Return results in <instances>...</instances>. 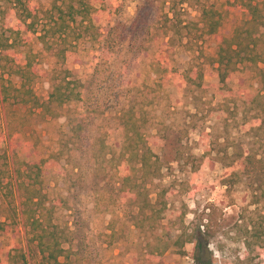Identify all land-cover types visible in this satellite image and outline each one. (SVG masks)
I'll return each mask as SVG.
<instances>
[{"label":"rangeland","instance_id":"374dc122","mask_svg":"<svg viewBox=\"0 0 264 264\" xmlns=\"http://www.w3.org/2000/svg\"><path fill=\"white\" fill-rule=\"evenodd\" d=\"M32 1L40 10L50 5V0ZM97 1L95 9L101 7ZM164 1L167 0H103L106 10L97 18L98 24L103 32L113 29V39L119 43L118 53L113 56L118 77V85L113 89L114 96L118 95L114 101L117 106L113 111L95 118L92 123L82 122L77 114L79 105L71 103L59 109L57 117L25 128V134L29 135L26 141L16 134L9 139L0 133V151L18 153L30 164L46 161L49 168L42 171L41 180L48 205L55 208L54 223L64 231L68 227L73 231L74 240L89 254L87 264H196L192 244H185L182 250L170 247L164 255L160 253L178 239L184 241L193 231L196 217L207 214L208 209L215 210L219 228L206 252H202L211 256L212 264H264L263 256L249 261L242 234L236 226L249 230L254 226L258 228L260 218L264 217V206L257 209L258 213L252 206L246 208L249 193L242 184L229 189L228 195L224 187L217 185L223 172L218 159L224 156L225 148L232 141L242 140L244 145H251L260 152V143L246 138L241 120L246 109L240 102L247 100V94L253 96L258 91L257 83L250 72L244 70L228 83L234 96L224 101L215 72L204 65L208 72L203 79V92L191 95L178 89L173 93L160 91L154 67L150 66L159 54L167 56L170 65L179 71L185 70L192 60V55L180 47L171 50L165 47L166 40L158 30ZM223 2L209 1L217 7ZM182 9H185L184 19L191 21L198 17L193 7L183 6ZM222 9L226 12L218 38L229 37L242 19L238 9ZM10 23L15 25L14 20ZM24 36L30 39L38 73L42 74L33 91L46 100L55 60L43 50L38 35ZM216 45L215 37L206 38L201 44L203 54L212 57ZM75 53L68 57L65 68L72 73L73 79L83 84L81 93L84 96L98 54L88 39L77 44ZM12 83L17 85L18 80L12 78ZM222 105L225 107L220 108ZM130 107L134 108L140 133L156 137L149 140L148 145L162 169L160 177L146 185L149 200H155L158 185H171L174 191L162 220L155 226L146 222L140 227L134 226V199L137 198H133V193H129V199L125 198L126 191L121 189L123 177L136 169L121 157L124 130L118 115ZM5 116L11 128L19 126L10 111ZM188 157L195 158L200 167L195 174L182 171L181 159ZM9 166H12L10 161ZM0 168H4L1 160ZM7 170L11 175L12 167ZM128 184L129 188L133 185ZM226 201L231 203L228 207L223 203ZM25 244L23 234L17 235L10 230L7 234L0 233V261L5 263L10 249L24 248Z\"/></svg>","mask_w":264,"mask_h":264},{"label":"trees","instance_id":"16d2710c","mask_svg":"<svg viewBox=\"0 0 264 264\" xmlns=\"http://www.w3.org/2000/svg\"><path fill=\"white\" fill-rule=\"evenodd\" d=\"M99 1L101 7L95 9L97 0H50L49 8L40 10L32 4V0H0L2 136L6 134L11 139L16 134L26 141L29 135L25 134V128L32 123L57 117L58 110L71 103L79 105L78 117L82 122L89 123L116 108L114 101L118 95L114 96L113 89L118 85V77L116 78L115 73L116 58L113 56L118 53L119 43L113 39V29L103 32L98 24L97 18L106 10L103 0ZM206 1L167 0L162 3L158 30L166 40L165 47L168 50L180 47L192 55V60L185 70L179 71L170 65L167 56L159 54L150 66L154 67L160 91L173 93L178 89L191 95L205 90L203 79L208 70L215 72L218 90L224 101L229 96H234L228 83L236 75L246 70L253 76L258 91L253 96L247 94L246 101H240L246 109L241 120L243 119L246 128V138L259 142L260 152L251 145H244L242 140L232 141L225 148L224 156L218 159L223 172L217 185L226 189V195L229 189L244 185L249 193L246 208L252 206L258 213L257 209L264 206V3L260 0H224L223 5L217 7L215 3L210 4V0ZM183 6L196 9L198 17L191 21L184 19ZM222 7L238 9L242 19L229 37L218 38L226 12ZM95 13L97 17L94 16ZM13 20L15 25L10 23ZM23 34L38 35L37 40L43 50L55 60V66L49 75L50 90L46 100L37 97L33 91L42 74L38 73L30 39ZM211 37L217 40L216 51L212 57H206L201 44ZM83 39H88L98 54L84 96L81 93L83 84L73 79L72 73L65 68L68 57L76 54V46ZM204 65L211 69L205 70ZM12 78L18 80L17 85L12 83ZM224 107L222 105L220 108ZM7 111L19 122L17 128H11L7 123ZM119 114L124 130L121 157L123 162L136 166L131 175L123 177L121 189L122 192L126 191L125 198L129 199V193L137 198L134 199V226L140 227L142 222L155 226L162 220L168 199L174 191L171 185H158L155 200H149L146 185L156 181L162 169L158 157L148 145L149 140H155L156 137L140 133L133 107L128 111L122 110ZM21 150L23 151L22 147ZM0 153L4 167L3 170L0 168V233L7 234L10 230L17 235L23 234L26 243L24 248L16 246L10 249L5 263L0 261V264H87L89 254L82 244L74 240L73 231L69 227L64 231L54 223L55 208L48 205V195L44 192L41 180L42 171L49 168L46 161L30 164L21 159L18 153L6 150ZM207 154H210L209 151ZM205 158H208L207 155ZM9 161L12 164L11 175L9 170L5 171L11 168ZM181 161L182 171L195 174L200 169L193 157ZM129 182L133 184L130 188ZM223 203L227 207L231 204L227 201ZM223 203L222 207L225 206ZM208 210L207 214L196 217L195 227L184 241L179 242L178 239L160 254L164 255L170 247L182 250L185 244H192L194 262L212 264L211 256L202 252H206L210 240L219 232V228L215 210ZM261 216L258 215L259 218ZM260 221L258 228L254 226L250 230L236 225L242 234L249 261L264 257L263 216ZM61 259L64 260L63 263L60 262Z\"/></svg>","mask_w":264,"mask_h":264}]
</instances>
